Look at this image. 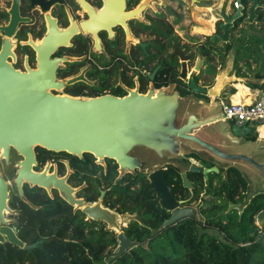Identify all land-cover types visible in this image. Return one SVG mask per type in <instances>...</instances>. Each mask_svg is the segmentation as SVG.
<instances>
[{
	"label": "flooded vegetation",
	"instance_id": "1",
	"mask_svg": "<svg viewBox=\"0 0 264 264\" xmlns=\"http://www.w3.org/2000/svg\"><path fill=\"white\" fill-rule=\"evenodd\" d=\"M119 1L0 0V57L15 71H37L39 58L46 53L43 51L44 46L52 38L53 50L49 51L48 60L57 62L55 81L62 83L60 89H50L55 95H69L70 92L80 91L82 85L97 86L99 79L109 78L110 84L115 88L120 87L124 96L130 91L145 95L150 91L170 88L180 96L187 93L186 96L208 99L203 94L192 92L190 83L193 80L197 86L204 88L213 85L221 69L213 76L206 72L209 63L203 55V47L208 42H213L217 48L218 41L223 45L228 44L234 33L231 29L235 21L228 30L227 41L220 38L224 34L221 27L225 24L223 19L215 20L210 34H200L203 37L201 40L194 36L198 35L192 32L194 26L185 25L184 21L185 17L192 18L193 7L204 6L202 0H160L159 3L156 0H123L122 6ZM152 4L157 8H152ZM240 7L242 16L244 6L240 3ZM137 10L139 11L136 15L125 17V14ZM235 12L236 10L230 16ZM247 19L244 24L249 25ZM216 56L219 54L213 50L210 56L213 61ZM203 59L206 60L205 69L201 65ZM211 64L214 65L213 62ZM202 74L211 77V80L215 78L211 86L199 85V77ZM112 79L115 80L111 82ZM118 79L121 84H117ZM178 80L181 83H178ZM83 91L87 92L86 89ZM105 94L113 95L109 91H104L103 95ZM256 139L257 135H251L245 137L243 142L253 143ZM38 148L40 147L34 149L35 164L32 165V172L41 174L46 171V175L66 177V183L75 190L73 196L85 204H93L100 199L101 194L95 202L86 201L83 191L87 184L84 182L74 186L70 183L69 178L74 171L70 168L69 159L47 154L49 157L41 163L38 159ZM2 154L3 151H0V179L5 185L6 198H1L0 193V264H33L34 258L39 263L40 252L45 243L39 247L34 245L40 239L49 241L55 238L54 234L48 236L42 230L43 213L47 203V200L42 198L43 194L50 200L56 195L60 197L71 207L74 214L77 211L83 213L84 222L94 220L89 219L76 205L68 204L57 189L47 190L24 179L19 189L15 180L20 169L19 164L24 157L13 148L9 149L8 158ZM188 157H183L186 158V164ZM105 160L101 166H105ZM199 161L204 168L213 166ZM187 170L186 165L185 172H179L185 188L187 187L184 186L183 175L187 179ZM165 171L166 169L164 174ZM119 177L122 176L118 171ZM115 188V191H111H123ZM187 189L191 192L192 186ZM103 192L105 195V191ZM103 197L101 204L108 208L103 204ZM190 197L175 200L183 202L181 207H191L187 204L190 203ZM110 210L118 213L116 209ZM198 211L201 220V211ZM118 214L127 217L122 223V232L126 236L125 229L131 222L138 220L137 216ZM127 215H134L136 219L129 220ZM57 216H52L54 221ZM94 222H101L104 229L108 230L104 222ZM110 232L116 239L117 234ZM28 247L30 249H27ZM117 249L118 245L116 251Z\"/></svg>",
	"mask_w": 264,
	"mask_h": 264
},
{
	"label": "water",
	"instance_id": "2",
	"mask_svg": "<svg viewBox=\"0 0 264 264\" xmlns=\"http://www.w3.org/2000/svg\"><path fill=\"white\" fill-rule=\"evenodd\" d=\"M119 2L122 6L123 0ZM257 6L254 0L247 19L249 24L256 18ZM139 10L125 17H132ZM240 10L241 7L230 17L221 15L225 22L221 26L224 30L220 36L222 40L227 41L228 30L241 16ZM47 42L37 71H15L0 57V151L8 158L9 149L13 148L24 157L15 180L19 189L22 179L47 190L57 189L68 204L76 205L89 219L102 221L108 230L114 231L118 243L114 258L137 246V241L129 240L122 232V223L127 217L102 206L104 192L96 203L85 204L73 196L75 190L66 183V177L46 175V171L32 172L36 147L77 158L91 154L99 165H104L105 159L113 160L120 176L144 172L154 188L156 200L170 212L160 231L185 219L200 220L198 209L181 207L183 202L175 200L166 182L164 169L177 167L179 157L195 156L213 165L211 168H188L191 173L202 174L205 181L210 173L229 167L240 172L238 165L243 163L264 174V162H257L253 155L224 150L227 142L238 145L245 137L257 135L259 138L255 127L248 123L239 127L224 120L222 114L213 113L216 100L238 80L234 71V49L228 52L224 67L210 88L191 81L190 90L207 96L208 100L181 97L170 88L145 95L130 91L123 97L105 94L87 98L51 93L50 89H60L62 83L55 81L57 62L48 60V53L53 50L52 38ZM183 180L186 182L184 175ZM0 193L5 199V185L1 179ZM245 205L230 204L229 210L241 212ZM46 242L48 240L40 239L34 246Z\"/></svg>",
	"mask_w": 264,
	"mask_h": 264
},
{
	"label": "trees",
	"instance_id": "3",
	"mask_svg": "<svg viewBox=\"0 0 264 264\" xmlns=\"http://www.w3.org/2000/svg\"><path fill=\"white\" fill-rule=\"evenodd\" d=\"M253 1L241 2L244 13L235 20L231 29L232 33L239 30L238 37L232 35L223 49L215 47L213 42L204 45L203 55L209 63L208 74H216V66L211 64L213 58L210 57L213 50L222 59L234 49L236 77L244 79L247 74H253L259 80L264 79V0H256V18L248 25L255 31V24H260L258 33L242 36L239 28L246 21ZM252 63L256 65L254 70ZM246 86L264 92V83ZM104 91L124 96L123 90L113 87L109 78L99 79L97 86L82 85L80 91L70 92L69 95L90 98L101 96ZM234 92L231 88L229 93ZM186 95L181 94V97ZM37 152L41 163L49 157L47 154L69 159L70 168L74 171L69 181L74 186L87 184L83 191L86 201H97L101 192L105 191L103 204L120 214H135L138 220L125 229L126 236L131 241H137V246L114 258L118 243L101 222H84L83 213L77 211L74 214L60 197L56 195L50 200L43 194L42 198L47 203L42 230L48 236L54 234L55 238L43 245L40 262L34 258L33 264H264V226L260 230L254 223L255 215L264 210V193L255 194L246 201L248 182L233 167L210 173L206 181L202 174L187 170L186 178L192 186L190 192L183 187L178 169L167 166L165 179L175 199L184 200L191 196L189 201L197 202L202 196L208 200L206 208L201 210L203 219H185L160 231V226L170 214L156 201L154 188L144 172L135 171L118 178V166L113 160L107 159L105 166H101L91 154L77 158L65 152L53 153L41 148ZM112 186L123 191L112 192ZM238 203L246 204L241 212L229 210L230 204ZM53 215H58L56 221ZM206 228L217 231L222 238L209 235Z\"/></svg>",
	"mask_w": 264,
	"mask_h": 264
},
{
	"label": "rangeland",
	"instance_id": "4",
	"mask_svg": "<svg viewBox=\"0 0 264 264\" xmlns=\"http://www.w3.org/2000/svg\"><path fill=\"white\" fill-rule=\"evenodd\" d=\"M150 1H152V0H150ZM159 1L160 0H156L157 3H159ZM202 2H204V6L193 7L194 9L192 12V18L185 17V21H184L185 25H193L194 26V28H192V32L198 33V35H194V36L197 37L198 39H201V40H203V37L200 34H204V35L210 34L215 20L216 19H222L221 15L223 13L225 16H230L234 10H237L240 7V4L237 3V0H202ZM151 7L155 8L156 6H155V4H152ZM245 22H243L239 27L242 30V33H241L242 36H248L249 34H257L258 30L261 28L260 24H255L256 30L253 31L252 29H250L248 27L247 23L244 24ZM238 31L239 30H236L232 35L235 37H238L240 35V34H238ZM218 45H219V48H222V49L226 46V45H223V43L221 41H218ZM222 54H224V52H222ZM225 58L226 57L224 55H223L222 59H221V56H216L214 58L213 64L216 66V73L224 67ZM200 63L201 62H199V64ZM201 65H203V69H205L206 60L203 59V64H201ZM251 67H252V70H254L256 68V65L254 63H252ZM243 72H245V70ZM82 79L85 80L84 78H82ZM214 79L215 78H212V80H211V77H209L205 74H202L199 77V85H202V86L204 85L205 87H209L213 83ZM114 80L115 79H112L111 82H113ZM240 81L244 82L245 85H247V84L255 85L257 83L258 84L264 83V79L259 80L258 77H256L253 74H247L244 77V79H240ZM91 82L94 84L93 81H91ZM242 82L238 81L236 83H242ZM117 84H121V81L119 79L117 81ZM232 86H233V83L230 84L224 90V94H222L223 97H226V95L229 94ZM222 95H221V97H222ZM190 96L196 97V96H192V95H190ZM196 98H201V97H196ZM203 99H205V98H203ZM214 109H215V110H213L214 114H220L221 113L220 99L216 100ZM225 148L226 149H224V148L223 149L225 151H228V152H238V153H243V154H247V155H253L254 159L257 162H264V139H260V138H258V136H257V139L253 143H250V142L244 143L243 142L242 144L237 145V144H232L230 142H227L225 145ZM177 161H178V163H177L178 171L179 172H182V171L185 172L186 165H188V163L186 164V158L179 157L177 159ZM200 166H201V164H200ZM238 168L240 169V172L242 173L244 179H246V181L248 182V185H249V190L246 193V201H249V199L255 194L264 193V174L257 172V170L253 166H250V165L244 164V163L238 165ZM188 187L191 189V186H188ZM200 200H201L200 202H190L187 204L189 206L195 207L201 211V210L206 208L205 202L208 199L206 197L201 196ZM263 218H264V216H263ZM128 219L129 220L136 219V216L129 215ZM201 219H203L202 215H201ZM126 225H127V222L125 223V226ZM258 226H259L258 228L261 230L262 227L264 226V219L261 222H259ZM206 232L209 235L215 236L219 239L222 238L221 234L215 230L206 228ZM106 261H108V260H106Z\"/></svg>",
	"mask_w": 264,
	"mask_h": 264
},
{
	"label": "built area",
	"instance_id": "5",
	"mask_svg": "<svg viewBox=\"0 0 264 264\" xmlns=\"http://www.w3.org/2000/svg\"><path fill=\"white\" fill-rule=\"evenodd\" d=\"M221 113L224 120L232 121L236 126L244 127L246 123L255 127L256 131L264 126V94L257 96L251 104L233 103L231 100H220ZM187 167L200 166V161L195 157L187 159ZM184 186L189 188L190 182L186 179ZM264 210L260 211L254 217V223L258 226L264 218ZM259 227V226H258Z\"/></svg>",
	"mask_w": 264,
	"mask_h": 264
},
{
	"label": "bare ground",
	"instance_id": "6",
	"mask_svg": "<svg viewBox=\"0 0 264 264\" xmlns=\"http://www.w3.org/2000/svg\"><path fill=\"white\" fill-rule=\"evenodd\" d=\"M235 83H233V84H235ZM235 88H236L237 91L234 94H232L231 100L234 101L233 103L242 104L241 101H243L248 95L251 94V90L247 86H243V85H240V84H236ZM252 102L246 103V104H251ZM258 132H259V135H260L259 138L260 139H264V126L259 127L258 128Z\"/></svg>",
	"mask_w": 264,
	"mask_h": 264
},
{
	"label": "crops",
	"instance_id": "7",
	"mask_svg": "<svg viewBox=\"0 0 264 264\" xmlns=\"http://www.w3.org/2000/svg\"><path fill=\"white\" fill-rule=\"evenodd\" d=\"M242 82V81H240V79L238 78V80L236 81V82ZM235 83V82H234ZM236 84H240V85H243V86H246L245 85V83L244 82H242V83H235V84H233V86H232V88L235 90V92L237 91L236 90ZM248 87V86H247ZM249 88V87H248ZM250 90H251V94L250 95H248L243 101H241L242 102V104H246V103H250V102H252L257 96H260V95H263L264 94V92L263 91H261L260 89H251V88H249ZM234 92V93H235ZM257 92V93H256ZM233 93V94H234ZM254 93V94H253ZM256 93V94H255ZM222 94H224V91H223V93ZM231 96H232V94H227L226 95V97H223V95H222V97L220 98V100H225V101H227V100H231ZM232 101V100H231ZM232 102H234V101H232ZM189 157H191V156H189Z\"/></svg>",
	"mask_w": 264,
	"mask_h": 264
}]
</instances>
